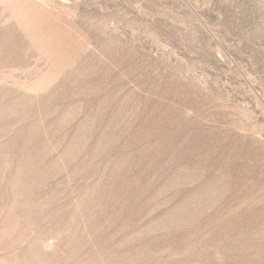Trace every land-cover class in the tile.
<instances>
[{
  "label": "rangeland",
  "instance_id": "rangeland-1",
  "mask_svg": "<svg viewBox=\"0 0 264 264\" xmlns=\"http://www.w3.org/2000/svg\"><path fill=\"white\" fill-rule=\"evenodd\" d=\"M0 264H264V0H0Z\"/></svg>",
  "mask_w": 264,
  "mask_h": 264
}]
</instances>
